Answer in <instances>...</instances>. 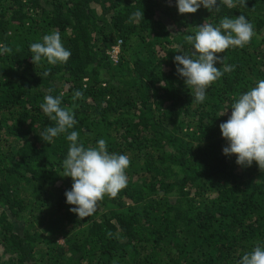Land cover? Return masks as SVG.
Here are the masks:
<instances>
[{
    "label": "trees",
    "instance_id": "16d2710c",
    "mask_svg": "<svg viewBox=\"0 0 264 264\" xmlns=\"http://www.w3.org/2000/svg\"><path fill=\"white\" fill-rule=\"evenodd\" d=\"M240 14L254 35L217 54L232 70L196 103L174 57L198 26ZM54 30L69 60L35 64L30 44ZM0 44V264H238L264 243V170L226 156L219 128L264 79V0L185 14L175 0H0ZM61 93L86 147L103 138L130 158L127 186L89 217L65 202L70 142L40 136L54 122L39 105Z\"/></svg>",
    "mask_w": 264,
    "mask_h": 264
},
{
    "label": "clouds",
    "instance_id": "9594fccd",
    "mask_svg": "<svg viewBox=\"0 0 264 264\" xmlns=\"http://www.w3.org/2000/svg\"><path fill=\"white\" fill-rule=\"evenodd\" d=\"M223 3L233 7V0H175L180 14L195 13L202 6L212 12ZM144 18V12L137 10L130 19ZM254 35L250 20L244 15L224 16L218 24L205 22L198 26L194 34L186 36L191 45L190 51L174 57L176 74L190 89L193 101L204 103L209 85L232 70L224 64L225 57L217 55L235 47H244ZM31 57L35 64L46 60L49 64L66 63L70 49L64 46L61 33L57 30L43 35L42 39L30 44ZM12 49L0 44V54L11 53ZM217 63L223 67H217ZM82 94L77 90L73 99ZM63 93L53 96L46 94L39 105L45 116L54 126H48L40 134L43 140L51 143L54 138L65 134L70 142L67 156L63 160V176L71 177L72 186L65 191L69 211L80 218L91 216L98 202L108 195L115 198L128 184L126 169L130 165L127 154L108 151L107 142L100 138L95 146H85L78 139L79 132L74 129L78 123L73 108L62 106ZM231 114L221 122L219 128L227 144L223 147L226 156L235 155L236 163L250 167L255 162L264 170V79L238 94L229 107ZM228 108V109H229ZM227 111V110H226ZM226 111L222 112L224 115ZM238 264H264V243H258L252 251L245 252Z\"/></svg>",
    "mask_w": 264,
    "mask_h": 264
},
{
    "label": "built area",
    "instance_id": "2783aa9c",
    "mask_svg": "<svg viewBox=\"0 0 264 264\" xmlns=\"http://www.w3.org/2000/svg\"><path fill=\"white\" fill-rule=\"evenodd\" d=\"M119 52H120V46L119 45L118 46H115L114 49L111 52L112 53V58L114 60H117L118 55H119Z\"/></svg>",
    "mask_w": 264,
    "mask_h": 264
}]
</instances>
